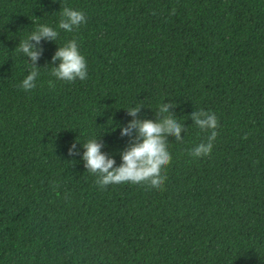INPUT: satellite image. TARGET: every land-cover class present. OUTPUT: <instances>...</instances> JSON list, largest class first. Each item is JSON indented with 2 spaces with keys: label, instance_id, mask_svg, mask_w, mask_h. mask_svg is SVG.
I'll return each instance as SVG.
<instances>
[{
  "label": "trees",
  "instance_id": "16d2710c",
  "mask_svg": "<svg viewBox=\"0 0 264 264\" xmlns=\"http://www.w3.org/2000/svg\"><path fill=\"white\" fill-rule=\"evenodd\" d=\"M65 6L86 23L59 29ZM41 24L59 35L25 92L31 61L14 50ZM73 39L88 77L56 81ZM162 103L186 129L163 188L101 190L82 144L99 139L118 167L126 110L155 121ZM201 109L219 134L193 159ZM0 264H264V0H0Z\"/></svg>",
  "mask_w": 264,
  "mask_h": 264
},
{
  "label": "clouds",
  "instance_id": "9594fccd",
  "mask_svg": "<svg viewBox=\"0 0 264 264\" xmlns=\"http://www.w3.org/2000/svg\"><path fill=\"white\" fill-rule=\"evenodd\" d=\"M58 28L67 32L78 29L87 21L83 11L74 10L72 7H63L59 11ZM59 32L47 24L37 25L27 38L20 40L14 52L22 54L31 61L29 74L23 79L18 87L29 92L36 87V80L40 76V68L37 61L43 54L42 41L55 42ZM34 42V43H33ZM58 62V65H57ZM50 75L56 81L74 83L85 81L88 77L86 58L80 54L79 46L75 39L65 46L58 47L51 59ZM50 89L56 84L53 80L48 81ZM173 103H162L156 119H140L139 114L142 106L132 107L126 110L127 115L133 119L120 128L121 137H128L127 147L120 153L121 163L117 167L115 159L102 152L105 145L98 142L99 139H91L82 144L84 149L81 157L87 172L96 176V185L105 189L110 185L131 183L133 185L144 184L149 188L160 190L163 188L167 177L163 170L171 163V154L168 151L169 137H175L176 142L183 139L181 133L185 132L184 124L177 119L172 109ZM193 124L202 132L210 133L206 142H201L190 149L188 155L193 159H201L211 155L213 144L218 136L219 121L217 116L203 109L191 114ZM77 143H73L69 150V156L80 155L76 150Z\"/></svg>",
  "mask_w": 264,
  "mask_h": 264
}]
</instances>
